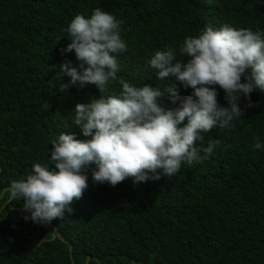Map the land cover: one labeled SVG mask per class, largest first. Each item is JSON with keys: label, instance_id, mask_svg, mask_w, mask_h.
<instances>
[{"label": "trees", "instance_id": "16d2710c", "mask_svg": "<svg viewBox=\"0 0 264 264\" xmlns=\"http://www.w3.org/2000/svg\"><path fill=\"white\" fill-rule=\"evenodd\" d=\"M97 8L123 21L127 43L125 52L113 54L120 70L109 93L119 94L121 77L135 87L166 88L169 81L157 79L150 59L169 47L186 59L179 55L184 38L208 25L264 37V0H0V264H264V147H255L264 145L259 90L251 94L252 107L241 97L242 116L233 127L205 134L201 147L219 141L213 153L183 163L170 179L161 170L159 180L128 177L113 187L95 183L91 165L89 186L72 212L46 224L30 219L23 200L12 201L11 181L26 178L35 163L51 167V142L60 134L91 139L76 128L74 109L99 98L98 88L77 85L60 93L59 87L71 81L61 65L79 66L74 52L61 51L70 43L62 29ZM216 90L218 103L228 107L225 92ZM179 91L186 96L192 89L181 85ZM33 230L48 241L36 247Z\"/></svg>", "mask_w": 264, "mask_h": 264}, {"label": "clouds", "instance_id": "9594fccd", "mask_svg": "<svg viewBox=\"0 0 264 264\" xmlns=\"http://www.w3.org/2000/svg\"><path fill=\"white\" fill-rule=\"evenodd\" d=\"M122 24L97 8L90 18L78 14L62 29L70 43L61 51L74 52L79 66L61 65V73L71 81L61 83L59 92L95 85L100 96L74 109L76 128L90 140L81 141L72 132L60 134L51 142V167L35 163L26 178L11 181L12 201L23 200V210L33 222L51 223L71 213L72 203L89 186L86 171L91 165L96 166L93 181L113 187L128 177L134 183L159 180L161 170L169 179L174 177L183 163L190 165L213 153L218 140H208L206 147L200 142L214 128L233 127L234 118L242 116V96L252 107L251 94L264 93V37L228 25L219 30L208 25L198 35L185 37L179 47L184 60L177 59L173 47L156 51L149 63L158 80L169 81L163 90L147 84L135 87L121 77L122 90L109 93L120 70L113 54L127 50ZM181 85L192 89L191 94L182 96ZM216 86L225 92L228 107L218 103ZM255 147L264 145L256 142Z\"/></svg>", "mask_w": 264, "mask_h": 264}, {"label": "water", "instance_id": "95a60500", "mask_svg": "<svg viewBox=\"0 0 264 264\" xmlns=\"http://www.w3.org/2000/svg\"><path fill=\"white\" fill-rule=\"evenodd\" d=\"M0 171H1V169H0ZM44 224H46V223H44ZM38 227V230L40 229V227L39 226H37ZM56 236H57V234H53V239H55L56 238ZM58 236H60V234H58ZM32 238H35V245H36V247H39V246H41L44 242H47L48 241V239H46V238H43V239H41V240H39V234H35L34 233V230H33V236H32ZM38 240H39V242H38ZM71 253H72V248H71ZM88 262H89V259H88V261H87V264H88Z\"/></svg>", "mask_w": 264, "mask_h": 264}]
</instances>
